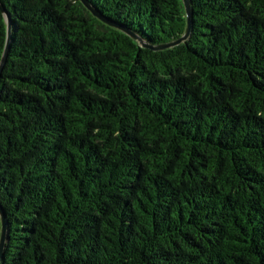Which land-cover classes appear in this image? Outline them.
Wrapping results in <instances>:
<instances>
[{
    "label": "trees",
    "instance_id": "trees-1",
    "mask_svg": "<svg viewBox=\"0 0 264 264\" xmlns=\"http://www.w3.org/2000/svg\"><path fill=\"white\" fill-rule=\"evenodd\" d=\"M0 1V264H264V0Z\"/></svg>",
    "mask_w": 264,
    "mask_h": 264
},
{
    "label": "water",
    "instance_id": "water-1",
    "mask_svg": "<svg viewBox=\"0 0 264 264\" xmlns=\"http://www.w3.org/2000/svg\"><path fill=\"white\" fill-rule=\"evenodd\" d=\"M81 1L95 16L101 18L104 21H107V19L98 12V10L91 4V2L89 0H81ZM183 1L185 4V7H186V11H187L188 25H187V29H186L185 34L182 37H180L174 41L155 46V45L143 40L136 33L132 32L128 29H124L121 27L120 28L123 29L132 38L137 40L142 46L149 47V48H152L154 50H162V49H166V48H170V47L179 45V44L183 43L184 41H186L190 37L192 29H193V9L191 7L190 0H183ZM0 9L3 12V14L5 15L7 23H8L7 42H6L4 54H3V57H2V60L0 63V79H1L4 66L7 62L10 44H11V40H12V22H11L10 15L7 11L6 6L1 1H0ZM111 24H113V23H111ZM113 25H115V24H113ZM0 218H1V222H2V229H1V236H0V263H1V261L3 259L5 245H6L8 236H9V224H8L5 212H4L3 208L1 207V205H0Z\"/></svg>",
    "mask_w": 264,
    "mask_h": 264
}]
</instances>
